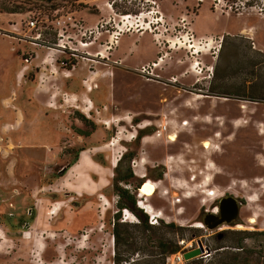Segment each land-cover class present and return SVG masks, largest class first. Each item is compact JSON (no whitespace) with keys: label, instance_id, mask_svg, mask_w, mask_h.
<instances>
[{"label":"rangeland","instance_id":"rangeland-1","mask_svg":"<svg viewBox=\"0 0 264 264\" xmlns=\"http://www.w3.org/2000/svg\"><path fill=\"white\" fill-rule=\"evenodd\" d=\"M70 16L105 27L64 63L40 41ZM82 151L93 167L78 173ZM229 194L237 221L194 225ZM130 195L135 210L119 206ZM262 231L264 0H0V264L165 263L198 239L218 260L264 262V235L246 233Z\"/></svg>","mask_w":264,"mask_h":264},{"label":"built area","instance_id":"built-area-1","mask_svg":"<svg viewBox=\"0 0 264 264\" xmlns=\"http://www.w3.org/2000/svg\"><path fill=\"white\" fill-rule=\"evenodd\" d=\"M30 25L33 28H36L39 30L40 25L38 24L36 19L30 20ZM53 25L55 26V32L57 34V41L55 42H47L45 40H41L40 43L44 44V46H47L51 50H54L56 52H59L60 54H64L65 58L63 60L64 63H67L69 61H74L75 59H78L79 55H81V51L84 48L81 47H90L93 43L96 42L97 38L99 35L103 33V28L105 27V24H97L96 26H84V24L81 21L75 20L73 17H69V19H61V18H56L53 21ZM70 27L72 29H76V37L72 35L69 30ZM102 29V31H101ZM104 31H108L107 29H104ZM42 31H38L36 36H32L33 39L36 41L41 39ZM36 44V42H33ZM39 44V43H38ZM87 55H91L89 51L85 52ZM96 56H101L104 57L102 54V51H97L95 53ZM29 58H26V61H29ZM59 60V58H58ZM57 60V61H58ZM153 65L156 66V63H153ZM74 66V65H73ZM140 73L147 75V77H152L154 76V68L150 64L142 65V67L139 68ZM215 211V208L212 210L213 212H218V208ZM126 211L128 209H124V218H126ZM151 222L154 220L157 221V219H154V215H151ZM190 248H185V250H182L176 254H171L166 256V261L169 262L173 258V261L175 262H183L186 261L184 258L183 253ZM211 254L205 253L204 256L208 257ZM137 259L135 257H131L129 259H123L121 261V264H130L133 261H136ZM115 264V263H114Z\"/></svg>","mask_w":264,"mask_h":264},{"label":"bare ground","instance_id":"bare-ground-1","mask_svg":"<svg viewBox=\"0 0 264 264\" xmlns=\"http://www.w3.org/2000/svg\"><path fill=\"white\" fill-rule=\"evenodd\" d=\"M125 19H128V18H131V15H124L123 16ZM140 26V25H139ZM147 26H149V25H147ZM143 29H147V27L146 26H144L143 27ZM124 30L121 28V32H118V36H116L115 38H117V40L118 39H120L121 38V36H123L124 34H125V32H123ZM115 35V34H114ZM119 41V40H118ZM117 41V42H118ZM181 42V41H180ZM179 42V43H180ZM191 46H193V45H191ZM198 97L199 96H202V95H197ZM185 123H188V121H186ZM144 125V124H143ZM170 139L172 140V141H175L176 140V135L175 134H172L171 136H170ZM209 142L208 141H205V143H204V145L206 146V147H209ZM210 148V147H209ZM118 158H116V159H113L112 160V164L114 165V166H116V164H117V162H118ZM93 163H92V159H91V157H90V155H89V153H88V151H83L82 152V154H81V156H80V159H79V161H78V163L76 164V165H74V168H73V171H76V172H78V173H81V172H83V171H85V170H87L88 168H92L93 167V165H92ZM210 177V176H209ZM99 181V180H98ZM142 184V183H141ZM157 187H158V185L155 183V182H153L152 180H150V179H148V180H146L142 185H141V187H140V189H139V196L142 198V199H140L139 200V205H140V207L141 208H143L147 213H149V214H151V215H154V219H157V218H162L163 217V213L162 212H160V210H158V209H156L152 204H150V203H148L149 201H148V198L149 197H152L154 194H155V192H156V190H157ZM207 190V189H206ZM217 190V189H216ZM206 192V191H205ZM80 193V192H79ZM210 193V192H209ZM210 194H213V192H211ZM209 195V194H208ZM217 209H215V211H216ZM126 214V219L125 220H131V218H132V214H130V215H127V213H125ZM164 214H165V212H164ZM251 222H254V221H256V218H255V216H252L251 217ZM132 221V220H131ZM196 227H204V224L202 223V222H196L195 224H194ZM241 226V225H240Z\"/></svg>","mask_w":264,"mask_h":264},{"label":"water","instance_id":"water-1","mask_svg":"<svg viewBox=\"0 0 264 264\" xmlns=\"http://www.w3.org/2000/svg\"><path fill=\"white\" fill-rule=\"evenodd\" d=\"M241 203L245 202L241 201ZM218 206L219 210L217 213L208 211L202 220L208 229H215L225 222L231 223L238 220L240 213L238 198L230 194L223 196L220 198ZM209 252H211L210 249L204 245L202 239H198L197 246L186 250L183 255L186 260H190Z\"/></svg>","mask_w":264,"mask_h":264},{"label":"crops","instance_id":"crops-1","mask_svg":"<svg viewBox=\"0 0 264 264\" xmlns=\"http://www.w3.org/2000/svg\"><path fill=\"white\" fill-rule=\"evenodd\" d=\"M78 161L74 165H76L78 163ZM74 165H72V168H74ZM130 264H264V262L244 263V262H240V261L218 260L215 257H213L212 252H211V254L208 257H205L204 255H202L200 257H196V258L186 260L183 262H175V261H173V258H172L171 261H169V262L166 261L165 263H140V262H137V260H136V261L131 262Z\"/></svg>","mask_w":264,"mask_h":264},{"label":"trees","instance_id":"trees-1","mask_svg":"<svg viewBox=\"0 0 264 264\" xmlns=\"http://www.w3.org/2000/svg\"><path fill=\"white\" fill-rule=\"evenodd\" d=\"M121 162H122V159L119 161V163H118V166L121 164ZM117 166V167H118ZM120 179H124V178H120ZM140 187V186H139ZM124 192V194H128V190H124L123 191ZM130 197V204L129 203H127L126 201H121L120 203H119V206L120 207H126V206H129V207H131L133 210H135L136 209V198L134 197V196H132V195H130L129 196ZM137 211V210H136ZM138 213V215H139V217H141V219L143 220V222H144V224H148V222H147V218H144L141 214H140V212H137ZM115 224H119V222H116ZM246 233H248L249 235H251V234H255V235H264V231H262V232H246ZM159 247L163 250V251H167V248H165V243L164 242H160V244H159ZM240 247H242V248H245V246L244 245H242L241 244V246ZM179 251V248L178 247H174V248H172L169 252L170 253H176V252H178ZM116 261L117 262H121L122 261V259H120V258H116ZM245 263V262H244Z\"/></svg>","mask_w":264,"mask_h":264},{"label":"flooded vegetation","instance_id":"flooded-vegetation-1","mask_svg":"<svg viewBox=\"0 0 264 264\" xmlns=\"http://www.w3.org/2000/svg\"><path fill=\"white\" fill-rule=\"evenodd\" d=\"M140 67H142V65L140 66ZM139 67V68H140ZM139 68H138V70H139ZM140 72V71H139ZM159 76V75H158ZM172 81V80H171ZM239 200V204L241 205L242 203H241V201H243V200H240V199H238ZM219 202H220V199L218 200ZM216 209V208H215Z\"/></svg>","mask_w":264,"mask_h":264}]
</instances>
